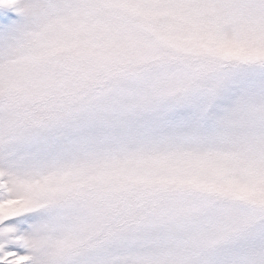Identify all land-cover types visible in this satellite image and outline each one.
<instances>
[{
  "label": "snow or ice",
  "instance_id": "snow-or-ice-1",
  "mask_svg": "<svg viewBox=\"0 0 264 264\" xmlns=\"http://www.w3.org/2000/svg\"><path fill=\"white\" fill-rule=\"evenodd\" d=\"M0 264H264V0H0Z\"/></svg>",
  "mask_w": 264,
  "mask_h": 264
}]
</instances>
